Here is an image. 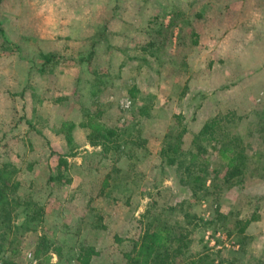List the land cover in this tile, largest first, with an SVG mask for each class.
<instances>
[{"label": "rangeland", "instance_id": "rangeland-1", "mask_svg": "<svg viewBox=\"0 0 264 264\" xmlns=\"http://www.w3.org/2000/svg\"><path fill=\"white\" fill-rule=\"evenodd\" d=\"M63 1L0 4V166L15 165L18 196L44 207L13 262L83 264L79 248L92 246L97 254L89 264H127L125 254H133L148 224L166 220L180 222L173 235L182 237L181 253L171 254L170 264L192 258L193 264H264V173L247 177L244 185H231L221 175L206 178L209 190L194 198L177 167L159 153L181 127L183 149H190L207 96L218 115L231 113L225 129L241 138L247 154L264 152V36L246 35L248 28L264 32V20H253L254 12L264 13V0H199L208 4L202 7L205 17L194 15L191 0L183 6L173 0L172 7L168 0H122L103 25L107 12L91 25L81 21L91 15L88 5L75 3L69 9L80 11L71 19L81 22L70 35L63 31ZM139 8L147 18H134ZM87 28L101 38L99 48L83 52L77 49ZM47 52L58 63L41 67ZM131 86L140 91L135 101ZM205 91L210 93L204 97ZM142 104L149 106L146 116L137 112ZM88 112L121 128L126 143L107 150L92 144L89 131L79 126ZM210 154L209 171L215 162ZM251 214L257 222L239 234L236 218ZM21 220L18 211L15 222ZM39 241L43 254L36 258ZM57 246L60 256L50 251Z\"/></svg>", "mask_w": 264, "mask_h": 264}, {"label": "trees", "instance_id": "trees-1", "mask_svg": "<svg viewBox=\"0 0 264 264\" xmlns=\"http://www.w3.org/2000/svg\"><path fill=\"white\" fill-rule=\"evenodd\" d=\"M2 0H0L1 4ZM0 38L5 41V30L0 19ZM59 58L55 53L42 54L41 67L57 64ZM129 96L135 101L140 93L136 86L128 89ZM149 111L148 105H140L137 112L140 116H146ZM98 113H85V118L79 122V126L89 131L92 144L101 145L104 150L111 147L120 148L126 142L122 140L123 130L118 127H110L99 119ZM231 113L216 115L204 121L200 130L195 133L191 140L189 150L183 149V136L185 127L176 130L172 138L168 137L162 142L160 156L169 166L177 167L180 175V183L186 186L194 198L199 197L200 192L209 190L205 185L206 178L222 176V180L231 185H244L247 177H255L264 173V152L247 154L236 134H230L225 129ZM229 118V119H228ZM63 125L68 123L63 122ZM70 127V125H69ZM72 127V124H71ZM215 153L214 166L209 171L212 163L211 152ZM18 169L15 165L4 163L0 166V264H15L13 257L20 252V247L25 233L35 230L42 221L44 207L38 202L27 199L21 200L17 191L20 182L17 178ZM260 175V176H261ZM214 181V179L212 180ZM170 210L174 209L169 207ZM22 214V220L15 222L17 212ZM255 214L247 218L237 217L235 227L239 234H244L251 221L257 220ZM163 221V220H162ZM179 221L168 224L166 220L152 225L148 224L141 238L134 242L133 254L126 253L127 264H170L168 259L171 254L181 253L180 243L182 237H174V226ZM100 228H105L104 225ZM60 256V247L52 250ZM42 253L41 241L34 250V256L39 258ZM43 254V253H42ZM97 251L92 246H81L77 254V260L83 264H89ZM50 260V254L43 255V262ZM195 259H189L187 264H193Z\"/></svg>", "mask_w": 264, "mask_h": 264}, {"label": "crops", "instance_id": "crops-1", "mask_svg": "<svg viewBox=\"0 0 264 264\" xmlns=\"http://www.w3.org/2000/svg\"><path fill=\"white\" fill-rule=\"evenodd\" d=\"M122 0H120V2H117L116 0H64L63 2H64V4H66V6H67V10H65V16H66V18H67V22H63V24H64V28H63V31H64V29H69V33H68V31L66 30V32H65V35H70L71 34V32H73L74 31V29H75V25H76V23L77 22H81V21H83V22H90L91 23V25L92 24H94L96 21H98L99 19V17H97V15H100V12L101 13H103V12H107V13H105L104 15H103V23H102V25L103 24H105V21H109V18H110V16L109 15H111V14H113V10L111 9V7H114V8H118L119 6H120V3H122L121 2ZM175 1H177V3H176V5L177 6H183L184 4H185V0H175ZM249 1H251L250 3L252 4V1L253 0H249ZM75 3H77V4H79V5H88V9H87V13H90L91 12V15L90 16H88L86 19L87 20H82L81 19V21L79 20V19H77V20H73V19H71V14H72V12H77V11H80L79 10V8L80 7H75V9H69V5H71V4H75ZM89 3V4H88ZM167 5H170V7H172L173 6V0H168L167 1ZM189 5V4H188ZM190 5H191V7L193 8V10L195 11L194 12V15L195 14H197V16L198 15H200V13H202L203 14V16L202 17H205L207 14H206V12H204L205 11V9L206 8H204V9H202V7H206L208 4H206V3H202L201 4V2L199 1V0H191V3H190ZM264 6V5H263ZM144 7L145 6H143V9H144ZM102 8V9H101ZM106 9V10H105ZM143 9H140L139 8V12H138V16L139 17H137V15H135L134 16V18L136 19V20H143V19H145V17L147 18V14L146 13H144L143 12ZM263 12H264V7L263 8H260ZM103 10V11H102ZM118 11H119V9H117ZM145 11V10H144ZM116 12V11H115ZM164 12V11H163ZM257 14H260L258 17H256V15ZM256 14V12H254L253 13V15H254V17L255 18H253V20H256V19H258V20H264V13H257ZM142 15V16H141ZM201 17V18H202ZM60 18H61V16H59V20H60ZM112 18V17H111ZM68 23H71L70 25H69V27H66L67 26V24ZM106 31V30H105ZM61 33V32H60ZM199 33V32H198ZM62 35H64V33H62ZM111 35H115L114 33H111ZM198 35H200V34H198ZM246 35L247 36H250V37H259V36H264V32H261L260 30H258V29H254V28H248L247 29V33H246ZM100 36H95V34H92V31H91V28L90 29H85V34H83L82 36H80V41L82 42V43H79V48L77 49V50H80V51H83V52H85V51H89V50H91V49H93V48H95V49H97V48H99V45H98V42H99V40H100ZM199 38H200V36H199ZM73 41H75V43L76 42H78V40L77 39H75V40H73ZM73 41H70V43L69 42H66V44H67V48H68V46H69V48L71 49L72 48V45H73ZM248 43H249V41H248ZM247 43V44H248ZM91 45H94V46H92L91 47ZM243 47V46H242ZM67 48H66V50H67ZM250 47L248 46V49H249ZM260 49H259V53H261V48L262 47H259ZM263 50H264V48H263ZM45 51H54V50H45ZM61 51V50H60ZM239 51H240V49H239ZM253 51V50H252ZM59 52V51H58ZM258 52V51H257ZM262 53H263V51H262ZM248 67H251V66H248ZM249 70V69H248ZM194 83H195V85H196V90L195 91H197L198 92V87H199V77H197V79H195L194 80ZM205 88H207V89H210L207 85L205 86ZM208 93H210L209 91H205V92H201V94H203L204 95V97H205V95L206 94H208ZM200 94V95H201ZM203 97V96H202ZM207 98V99H206ZM260 98V97H259ZM258 98V99H259ZM262 99H263V97H262ZM204 100V99H203ZM205 100L206 101H203V105H204V107H205V109H204V111H203V107H202V109H201V111L199 112V114H198V116H199V118L201 117V121H200V125L201 124H203V122H204V119L205 118H210V117H213V116H216V115H218V111H214L213 109H211L210 107H208V105L210 104L209 103V100H210V96H207V97H205ZM220 110H222L221 108H220ZM229 111V110H228ZM233 111V110H232ZM217 113V114H216ZM199 118L197 119V122L199 123ZM200 128V127H199ZM258 217V216H257ZM262 218V217H261ZM258 220V219H257ZM256 221V220H255ZM253 222L254 221H251L250 223H249V225H253ZM257 222V221H256Z\"/></svg>", "mask_w": 264, "mask_h": 264}]
</instances>
